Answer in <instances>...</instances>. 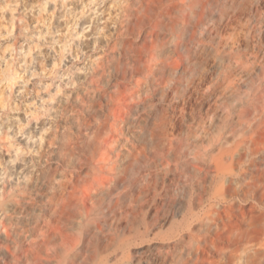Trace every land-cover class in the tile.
Segmentation results:
<instances>
[{
    "label": "bare ground",
    "instance_id": "obj_1",
    "mask_svg": "<svg viewBox=\"0 0 264 264\" xmlns=\"http://www.w3.org/2000/svg\"><path fill=\"white\" fill-rule=\"evenodd\" d=\"M188 3L116 4L126 23L116 20L94 72L103 86L120 81L76 93L80 111L66 117L76 134L57 126L33 166L22 157L0 173V264H264V73L240 97L228 41H197L191 54L182 39L199 1ZM247 9L226 0L221 11ZM252 53L264 62V42ZM96 98L115 107L111 125Z\"/></svg>",
    "mask_w": 264,
    "mask_h": 264
},
{
    "label": "rangeland",
    "instance_id": "obj_2",
    "mask_svg": "<svg viewBox=\"0 0 264 264\" xmlns=\"http://www.w3.org/2000/svg\"><path fill=\"white\" fill-rule=\"evenodd\" d=\"M122 1L0 0V173L19 167L17 162L22 157L29 160L26 166L35 164L28 155L44 152L41 146L57 126L69 128L66 117L71 109L80 111L76 93L79 98L83 92H92L95 88H114L116 78L120 81L115 74L109 79L110 85L103 86L97 83L98 73L94 70L106 53L108 42L115 38L116 20L126 23L122 9L116 10V4ZM153 1L158 0H131L134 9ZM178 1L185 6L189 4L188 0ZM198 1L196 16L200 22L185 26L187 32L182 43L192 54L198 48L197 41L206 47L220 39L228 41L226 50L231 51L230 63L235 70L243 69L236 75L237 94L243 97L256 87L264 73V62L260 56L254 59L252 53L253 46L264 42V0H246L248 14L239 15L237 19L229 18L224 13L226 10L221 11L226 0ZM227 9L229 14L234 12L229 5ZM174 12L189 17L188 12L180 8ZM156 18L166 21L163 16ZM238 21L247 28L242 29ZM191 26L195 27L194 39L189 33ZM159 31L172 35L170 27ZM179 51L175 59L185 58V52ZM206 63L211 70L212 63ZM121 90L128 93L124 87ZM96 100L104 105L102 114L109 118L108 125L114 123L109 107H115L104 104L100 98ZM81 115L85 116L84 112ZM256 129L253 127L245 136L254 134ZM68 131L76 134L74 129ZM105 145L108 150L101 149L96 159L101 164H110L113 138ZM53 162L59 161L54 159ZM10 187L24 193L30 191L15 182ZM6 189L9 190V186ZM86 206L92 210L95 205Z\"/></svg>",
    "mask_w": 264,
    "mask_h": 264
}]
</instances>
